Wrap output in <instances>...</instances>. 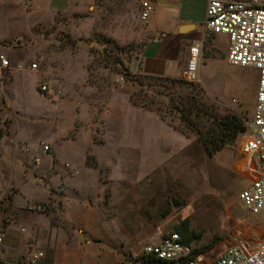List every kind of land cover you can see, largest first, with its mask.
Returning <instances> with one entry per match:
<instances>
[{
  "label": "rangeland",
  "instance_id": "obj_1",
  "mask_svg": "<svg viewBox=\"0 0 264 264\" xmlns=\"http://www.w3.org/2000/svg\"><path fill=\"white\" fill-rule=\"evenodd\" d=\"M140 10L139 0H97L84 12H61L50 25L39 22L29 25V30L23 28L34 15V3L0 0V56L10 63L4 67L0 61V131L4 137L10 135L16 121L17 132L27 137L25 146L42 143L45 131L54 129L61 116L64 122L70 120L61 113V104L51 103L49 109L44 102L49 98L66 101L70 111L76 112L68 137L92 133V141L102 144L105 118L114 98H127L133 106L134 100L145 104L147 108H138L156 114L172 132L183 135L187 145L177 147L169 131L142 116L139 129L134 128L131 148H100L111 166L101 165L90 150L88 165L99 169L102 182L111 183L100 208L117 231L127 236L129 264H138L145 246L179 233L185 222L190 229L188 244L196 251L204 249L206 261L211 262L241 238L259 236L264 216L251 214L240 200L253 179L244 134L209 155L194 132L186 128L190 133L186 136L176 128H185L176 106L191 93L201 105L214 106L222 115L236 113L246 124L254 114L258 72L229 64L228 39L221 36L219 49L210 50V37L206 39L204 55L214 60L204 61L202 56L198 82L185 85L171 82L170 77L147 78L131 69L138 64L146 42L141 33L147 24L140 20ZM42 14L36 5L33 17ZM88 19L93 24L87 30L78 29ZM19 63L27 68L18 70ZM34 63L38 68L33 71L28 67ZM177 79L186 80L183 73ZM42 85L48 92L41 90ZM120 164L129 182L113 188L116 178L111 169L120 170Z\"/></svg>",
  "mask_w": 264,
  "mask_h": 264
},
{
  "label": "crops",
  "instance_id": "obj_2",
  "mask_svg": "<svg viewBox=\"0 0 264 264\" xmlns=\"http://www.w3.org/2000/svg\"><path fill=\"white\" fill-rule=\"evenodd\" d=\"M31 1L34 15L36 5L43 14L41 18L33 15L23 29L28 26L30 30L32 24L39 22L50 25L61 12H84L97 0ZM139 1L141 9L143 0ZM149 1L154 12L141 33L146 42L132 70L144 75L179 78L184 74L190 46L197 41L204 43L203 60H214L204 55L205 41L210 37L209 49H219L217 42L223 35L206 30L209 0ZM86 21L78 29L87 30L93 24L91 19ZM44 102L49 109L51 103L61 104V113L70 119L64 122L61 116V122L54 123V129L45 131L47 136L43 142L52 147L51 152H45L39 143L32 148L25 146L27 137L17 132L16 121L10 135L0 142V222L6 231L0 245V264H20L23 257L37 252L45 255L39 264H129L125 256L130 246L127 236L117 231L114 222L100 208V204H105V192L111 183L102 182L99 169L88 165L90 150L101 165L111 166L112 162L103 157L100 148H131V137L139 129L137 125L142 116L169 131L177 147H185L187 139L172 132L156 114L130 104L127 98L113 99L105 118L102 144L92 141V133L89 137L82 135L87 133L68 137L66 133L74 125L76 112H71L72 107L66 101L60 103L47 98ZM65 109L69 110L65 112ZM127 115L134 116L129 119ZM36 157L40 160L38 165ZM122 167L111 169L116 178L113 188H123L129 182ZM31 204H43L46 210L30 211Z\"/></svg>",
  "mask_w": 264,
  "mask_h": 264
},
{
  "label": "built area",
  "instance_id": "obj_3",
  "mask_svg": "<svg viewBox=\"0 0 264 264\" xmlns=\"http://www.w3.org/2000/svg\"><path fill=\"white\" fill-rule=\"evenodd\" d=\"M154 12L149 0L141 3L140 20L147 23ZM206 30L214 35L228 38L227 61L232 66L252 68L258 72V88L253 118L246 122L244 133V152L248 155L253 179L241 192L240 200L251 214L264 216V5L261 0H209L206 10ZM204 43L197 41L190 46L189 59L184 78L195 83L199 81L200 62ZM1 65L9 67L5 56H0ZM18 70H25L24 64H17ZM30 70L38 68L34 63ZM117 81H123L118 78ZM41 90L48 92L42 85ZM45 152H51V146L39 143ZM39 158H35L38 165ZM67 166H69L67 164ZM61 192L64 187H61ZM30 211L45 212L43 204H31ZM6 237V231L0 222V245ZM205 254L196 251L183 241L179 233H170L159 243L145 246L138 264H264V229L256 238H241L235 245L226 248L219 257L207 262ZM45 257L43 252L23 257L20 264H39Z\"/></svg>",
  "mask_w": 264,
  "mask_h": 264
},
{
  "label": "trees",
  "instance_id": "obj_4",
  "mask_svg": "<svg viewBox=\"0 0 264 264\" xmlns=\"http://www.w3.org/2000/svg\"><path fill=\"white\" fill-rule=\"evenodd\" d=\"M124 74L126 76L129 75L127 70H124ZM145 76L153 80L169 79L168 77ZM170 81L185 85L188 83L192 84L186 80H178L177 78H173ZM188 96H186V100L184 99V103L181 106H176V112L180 120L184 122L185 128H176L186 136L190 134L186 128L194 132L198 137L199 143L209 155H214L223 150L226 146L235 143L239 136L246 132V124L240 115L231 112L222 115L220 112L216 111V107L214 106L201 105L199 99L191 96V93H189ZM133 104L137 107L147 108L145 104L135 102V100ZM4 135L5 133L0 131V140ZM189 230L188 222H185L178 228V232L181 234L183 241L187 243L190 240ZM198 252L204 253L205 251L201 249Z\"/></svg>",
  "mask_w": 264,
  "mask_h": 264
}]
</instances>
